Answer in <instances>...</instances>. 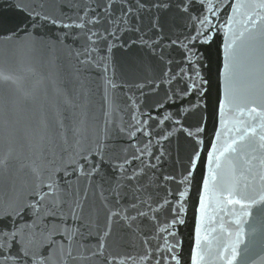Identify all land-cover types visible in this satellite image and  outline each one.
<instances>
[{"label": "snow or ice", "instance_id": "1", "mask_svg": "<svg viewBox=\"0 0 264 264\" xmlns=\"http://www.w3.org/2000/svg\"><path fill=\"white\" fill-rule=\"evenodd\" d=\"M0 145V264H250L264 0H0Z\"/></svg>", "mask_w": 264, "mask_h": 264}, {"label": "water", "instance_id": "2", "mask_svg": "<svg viewBox=\"0 0 264 264\" xmlns=\"http://www.w3.org/2000/svg\"><path fill=\"white\" fill-rule=\"evenodd\" d=\"M0 150H3V145H0ZM212 208H215L214 201L212 202ZM210 214H214L211 212V209H210ZM255 215H256V207L253 208V217H244L243 218L244 222L241 223L239 226H236L234 224V221L230 217H225V219L228 220L229 223L233 225L234 229L238 227L243 230L241 233V239L243 243L239 245L241 249H243L246 245H248L249 242L252 241L253 239H255L256 241H259L261 238V233L259 231L255 235H253L251 232V227L253 225ZM211 227H215V224L210 222L209 228ZM216 235H218V233ZM210 239H211V236H210ZM213 243H215V241H213ZM185 251L187 254V251H188L187 246H186ZM253 262L254 264H264V251H261L258 247H257V250L250 257V264H253Z\"/></svg>", "mask_w": 264, "mask_h": 264}]
</instances>
